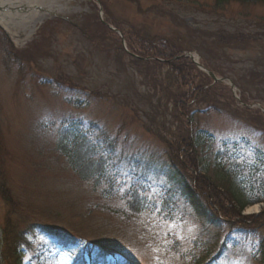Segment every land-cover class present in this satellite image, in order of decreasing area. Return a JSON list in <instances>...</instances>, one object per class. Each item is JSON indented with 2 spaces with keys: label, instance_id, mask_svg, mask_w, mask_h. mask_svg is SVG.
Wrapping results in <instances>:
<instances>
[{
  "label": "rangeland",
  "instance_id": "374dc122",
  "mask_svg": "<svg viewBox=\"0 0 264 264\" xmlns=\"http://www.w3.org/2000/svg\"><path fill=\"white\" fill-rule=\"evenodd\" d=\"M40 8L35 26L6 30L13 50L0 33V235L25 232L22 264H74L87 240L95 254L110 251L105 264H177L183 249L202 254L212 241L213 253L229 227L206 233L183 198L164 191L170 182L140 168L124 175L117 153L138 158L144 147L168 160L171 143L193 130L199 171L239 202L264 199V115L256 105L264 106V83L249 76L264 65V0H43ZM223 31L252 41L229 43L216 58L198 54L236 85L233 92L209 77L216 88L201 102H177L193 88L170 64L147 67L122 50L169 59ZM256 222L262 255L258 238L234 226L218 264H264V210ZM44 227L68 244L56 245Z\"/></svg>",
  "mask_w": 264,
  "mask_h": 264
},
{
  "label": "trees",
  "instance_id": "16d2710c",
  "mask_svg": "<svg viewBox=\"0 0 264 264\" xmlns=\"http://www.w3.org/2000/svg\"><path fill=\"white\" fill-rule=\"evenodd\" d=\"M219 1L221 0H218V2ZM249 38L251 37L246 38L244 33H239V32L228 33L227 31H223V32H218L215 36H213V40H211L210 42L204 40L201 46L199 45H196L195 47L193 46V49H195L201 55L202 58L209 57L210 55L215 56L216 58L217 54L220 55L222 51L226 48V45H228L229 43L232 45L234 42L235 45L237 42L244 41L245 39L247 41H252V39ZM102 42L103 41H99L98 44L103 45ZM186 59L187 58H180L175 62H173V64H171L170 67L171 70L168 72H171V75L174 72L176 78L177 76L180 75L182 78L183 87H187V86L192 87L193 90L192 91L184 90L182 91V93H180L178 97L176 96V98H178V100L179 99L185 100L186 98L193 99L195 97L196 100L200 98L199 102H201V100L204 101L206 100L204 97L207 96L210 90L216 87L214 85L207 86L209 84L207 75L197 70V68L192 63H189V61H187ZM140 61L143 62L144 65L149 64L147 61H142V60ZM206 66L210 68V70H213L215 72L217 70L216 67L213 65L206 64ZM261 67L262 68L259 71L252 70L249 76L259 79V84L262 85L264 83V65ZM153 78H154L153 76H149L148 74H146V79L149 80L148 82H152L151 80ZM217 85L220 84L217 83ZM204 86H206L207 88H204ZM180 147L183 149L179 150ZM181 153L183 155H181ZM195 154H196V149H194V145L193 143H191V140L189 139V135H187L185 137L180 138L178 147H176V151L174 152L173 156L176 159H178V164H180V166L183 167V170L186 171L188 169L187 168L188 166L196 168L197 160ZM179 156H182L184 162L180 161ZM187 163H189L190 165H188ZM199 181L200 183L205 184L204 186L206 187H198V188H200L201 190L203 189L204 192L206 190L205 193L210 194L214 198L219 213L223 217H227L229 219H237V216L240 215V211L243 209L245 204L243 205V203L239 202L236 196L234 195V193H232L229 189L222 187L216 180H211V179L209 180L207 178L201 177ZM179 185H182L181 188L183 192L187 196H189V200L195 206L194 208H197V210H199L198 208L204 209L199 205V203L198 204L196 203L197 199L194 197L196 191L194 187H189V185L185 183L184 177L179 178ZM210 209L211 208H209V212L203 211L202 214H206L207 216L206 218H208L209 222L215 225V221L218 220L216 217L217 211L214 210L213 208L211 209L212 211ZM243 218L248 220L249 218L251 219V217L249 218L243 217ZM239 221L243 222V220H239ZM2 231H1L2 238L0 239V242L2 244V258L5 264H20L19 253L16 247L17 244L23 239L22 235L20 233H17V235L12 238L10 235V232L12 233V229L3 228Z\"/></svg>",
  "mask_w": 264,
  "mask_h": 264
},
{
  "label": "bare ground",
  "instance_id": "6f19581e",
  "mask_svg": "<svg viewBox=\"0 0 264 264\" xmlns=\"http://www.w3.org/2000/svg\"><path fill=\"white\" fill-rule=\"evenodd\" d=\"M27 8H31L27 6ZM19 9L18 6H14L8 2L0 1V22L7 28L9 31L14 29V25L16 22V15H18L17 10ZM21 17V16H20ZM17 20H20L21 18ZM35 24V23H33ZM259 209V205H253L248 207L247 210L257 211Z\"/></svg>",
  "mask_w": 264,
  "mask_h": 264
},
{
  "label": "water",
  "instance_id": "95a60500",
  "mask_svg": "<svg viewBox=\"0 0 264 264\" xmlns=\"http://www.w3.org/2000/svg\"><path fill=\"white\" fill-rule=\"evenodd\" d=\"M207 73L216 80V77L211 72L207 71ZM229 83H230L231 86H233V84L231 82H229Z\"/></svg>",
  "mask_w": 264,
  "mask_h": 264
}]
</instances>
